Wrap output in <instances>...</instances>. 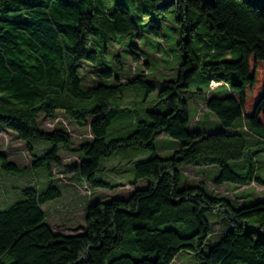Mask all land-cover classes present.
Returning a JSON list of instances; mask_svg holds the SVG:
<instances>
[{
  "label": "trees",
  "instance_id": "16d2710c",
  "mask_svg": "<svg viewBox=\"0 0 264 264\" xmlns=\"http://www.w3.org/2000/svg\"><path fill=\"white\" fill-rule=\"evenodd\" d=\"M158 1L115 0L105 6L93 0H0V131L9 129L19 138L36 140L26 143L30 155L26 166H18L0 152V171L6 176L40 167L50 176L72 172L81 182L80 190L88 188L89 193L84 191L88 195L90 187H130L125 198L83 203L84 224L64 233L44 210L48 202L62 196L59 187L50 184L38 189L36 175L18 188L13 183L17 189L13 194L2 190L0 264H105L108 251L112 252L106 264H172L181 251L191 252L201 264H264V199L244 205L239 197L215 191L225 182L264 186V175L254 161L255 154L264 155V4L213 0L200 8L199 0H177L157 7ZM169 6L177 9L184 36L177 44L183 61L176 78L162 80L158 86V98L168 109L146 110L128 132L107 138L106 127L117 111L112 102L122 86L138 85L147 92L155 86L144 72L134 70L127 78L115 75L114 84L102 82L112 75L105 68V27L127 34L142 15ZM193 15H204L209 30L223 35V43L204 39L209 52L218 57L221 52L213 46L233 48L235 59L199 64L192 46ZM139 57L132 52L134 60ZM83 64L101 82L84 85L79 75ZM200 67L205 72L193 78ZM209 71L216 75L210 77ZM209 79L220 82L210 89ZM196 82H202L205 89L198 87L189 101L203 102L223 128L187 127L193 117L183 93ZM41 113L56 124L42 127ZM60 116L86 128L91 137L75 140L67 120V125L58 121ZM162 134L178 142L170 156L159 154L154 147V140ZM42 141L50 144L45 146ZM60 146L75 152L76 161L65 163V155L58 154ZM130 147L148 150L150 155L127 161L131 172L127 179L113 175L115 170L122 171L119 163L101 166L102 157ZM180 165H216L218 172L207 177L208 168L200 171L198 183L180 186ZM163 208L170 210L177 225L172 226L170 220L167 227L144 223ZM213 209L223 212L226 228L212 230L206 213ZM184 216L187 223H177ZM166 220L159 219L161 223ZM127 230L131 250L123 251L122 245L121 251L113 250ZM214 235L219 236L206 247Z\"/></svg>",
  "mask_w": 264,
  "mask_h": 264
},
{
  "label": "rangeland",
  "instance_id": "374dc122",
  "mask_svg": "<svg viewBox=\"0 0 264 264\" xmlns=\"http://www.w3.org/2000/svg\"><path fill=\"white\" fill-rule=\"evenodd\" d=\"M115 0H93V3H105V6H111ZM178 11L174 6H169L167 10L156 13L152 12L144 14L141 16V19H136V26L132 28L127 34H122L110 30L107 26L105 27V68L112 70V75L110 77H105V82L107 85L114 84V76H121L127 78L133 70L136 73H145L146 79L155 86L153 90L147 92L144 87L138 85L132 86H122L121 93L118 95L112 104L117 107V111L114 116L110 118L109 123L106 127V137L110 138L113 136H120L128 132L129 129L133 127L134 119H141L145 116L146 110H159L166 111L168 109V104L165 101H160L158 98V86L162 80L165 79H174L177 76V69L179 64L183 61V55L178 48V42L184 36L180 24L177 22ZM192 20L195 22L193 27V36H192V46L196 54V57L199 60L201 65L203 62H210L211 60H216L217 58H226V59H235L236 52L233 48L225 50L223 46L213 48L221 54L217 57L216 55L209 52L204 44V39L207 42H222L221 39L223 35L209 30L206 17L201 15L196 17L193 15ZM107 28V31H106ZM155 32H159L156 34ZM136 51L138 53L139 61L132 58V52ZM117 55V57H116ZM205 70L200 67L194 73L193 78L197 79L198 75H202ZM82 74V81L84 85H96L101 82L100 79L94 77L89 72V68L83 64L79 69V75ZM211 77L216 75L214 72H207ZM220 82V80L209 79L208 84H210V89ZM202 88V82H196L193 85H190L186 88L183 93L184 98L187 100L188 104V114L190 118L193 117V120H190L187 127L189 129H207V130H219L223 128V125L220 123L218 118L209 110L205 109L203 102L196 103L198 115L194 117L193 103L189 101V98L192 94H195L197 88ZM218 88L212 91L211 94H215ZM42 113L39 114V122L44 128H52L56 121L42 118ZM63 116H60L58 121H62L64 125H67ZM198 119V120H197ZM67 123L70 127V133L75 140H80L82 138L88 137L91 135L86 128H79L74 123H70L67 120ZM210 128V129H209ZM173 138L169 136H158L154 140V147L157 150H161L159 154L163 156H170L171 150L167 149L170 146V141ZM33 138L22 139L16 136L15 132L9 129L0 131V152L6 153L7 159L12 160L17 163L18 166H26L29 164L30 155L28 154L26 143L35 142ZM249 142V138L247 140ZM45 146H48L50 143L42 141ZM41 143H36L37 147H40ZM134 148H124L113 152L109 156L102 157L100 160L101 166L103 168L109 167L110 164L119 163V167L122 168V171L114 172V176L122 175L123 179H127L131 172H129L127 161L132 160L133 156L135 158H142L143 156H149L150 152L148 150H133ZM138 151V152H135ZM143 153V154H142ZM58 154L63 157L65 163L76 161L77 155L75 152H69L66 148L60 146ZM140 154V155H139ZM142 154V155H141ZM254 161L258 167L261 174L264 175V155L257 153L254 156ZM232 163V161H231ZM209 172L206 176L213 177V174L218 172V167L216 165L211 166ZM65 168V167H64ZM197 167L189 165H180L178 166L180 186L186 184L198 183V177L202 173L198 172ZM26 171V170H25ZM56 173V172H55ZM101 176H104L101 171ZM30 175L38 176L39 182L37 184L38 189H43L50 184H53L63 190V195L61 197L55 198L54 200L48 202L44 206L45 213L48 214L53 209L51 206H56L58 209L57 212L63 214L62 220L58 221L57 217H52L51 222L56 226L58 231L64 233H72L75 229L67 227V223L71 222L82 226L84 224L83 211L81 205L89 200L95 201L97 199L109 200L111 198H125L129 192V185H116L113 188H103V187H90L91 194H85L84 187L80 190L78 186H81L80 180L77 176L72 177V172H57L53 176H50L46 173L45 168H30L28 171L17 174V175H5L0 171V203L3 202L5 194L3 191L10 195L12 192H16L17 189L12 186L13 183H16L17 186H22ZM121 184V183H120ZM145 184H142L143 186ZM13 187V188H12ZM210 187H213L212 185ZM71 188V190H70ZM3 190V191H2ZM70 194L69 195V191ZM215 191L219 193H227L226 196L232 195L231 197L236 196L241 199V202L244 205L251 204L256 202L259 199H264V186L256 185L254 183L244 185V186H235L231 182H225V184L215 188ZM12 192V194H13ZM263 197V198H262ZM232 200V198H231ZM233 205H236L232 201ZM7 205V203L5 204ZM4 206L0 205V208ZM76 207H78L76 209ZM170 210L163 208L161 212L157 213L155 217L150 221H144L151 226H160L167 227L170 224L172 226L177 225L172 220V216L168 213ZM180 213V212H179ZM52 212H50V215ZM182 215H185L184 211H181ZM164 217L167 219L164 223L159 221L160 218ZM206 217L210 221V226L212 230H215L216 226L221 229L228 226L227 220L224 218L223 212L218 209L210 210L206 213ZM54 219H57L59 224L53 222ZM170 220V224L169 221ZM177 223H187V217L179 219ZM216 224V225H215ZM53 225V226H54ZM73 226V225H72ZM82 229V228H81ZM131 234L130 231H126L123 234L122 242L118 247L113 250H119V247L122 245L123 251L128 252L131 250ZM219 235H214L210 237L206 247L212 244ZM105 257L106 260L111 254L112 251ZM172 264H201L200 260L195 258V256L188 251H181L175 258V261Z\"/></svg>",
  "mask_w": 264,
  "mask_h": 264
},
{
  "label": "crops",
  "instance_id": "0c3cea01",
  "mask_svg": "<svg viewBox=\"0 0 264 264\" xmlns=\"http://www.w3.org/2000/svg\"><path fill=\"white\" fill-rule=\"evenodd\" d=\"M193 111H194V115H196V113H197V105L196 104H193ZM160 136H164L163 134L162 135H160ZM170 146L167 148V149H170V150H172V149H174V147H176L177 145H178V142L177 141H175V140H172V141H170ZM160 151H162V149L161 150H158V152H160ZM114 164H110V166L112 167ZM197 168H199L198 169V172H202V171H207V169L209 168H207V167H197ZM118 182H120L121 181V179L120 180H117ZM128 184H126V186H127ZM70 190H71V188H70ZM70 190L68 191L69 192V195H71L70 193ZM62 195H63V190H62ZM51 208L53 209L52 211H50V212H52V214L50 215V217L52 218V217H57V215H58V218H59V220L58 221H60V220H62V215L63 214H61V213H57V212H54L55 211V209H57L56 208V206H54V208H53V206H51ZM53 222H55L56 224H59V222H57V219H54L53 220ZM72 222V221H71ZM71 222H68L67 223V227H70V228H72V229H76V226H77V224H75V222L74 223H71ZM73 225V226H72Z\"/></svg>",
  "mask_w": 264,
  "mask_h": 264
},
{
  "label": "water",
  "instance_id": "95a60500",
  "mask_svg": "<svg viewBox=\"0 0 264 264\" xmlns=\"http://www.w3.org/2000/svg\"><path fill=\"white\" fill-rule=\"evenodd\" d=\"M177 0H159L157 3H156V5H157V7H164V6H167V5H169V4H171V3H174V2H176ZM200 1V8H202V6L206 3V2H210V3H212L213 2V0H199ZM256 1H258V2H260V3H262V4H264V0H256Z\"/></svg>",
  "mask_w": 264,
  "mask_h": 264
},
{
  "label": "built area",
  "instance_id": "2783aa9c",
  "mask_svg": "<svg viewBox=\"0 0 264 264\" xmlns=\"http://www.w3.org/2000/svg\"><path fill=\"white\" fill-rule=\"evenodd\" d=\"M84 189H85V192L89 193V190H88V188L84 187Z\"/></svg>",
  "mask_w": 264,
  "mask_h": 264
}]
</instances>
